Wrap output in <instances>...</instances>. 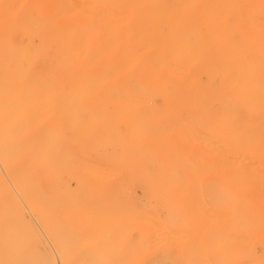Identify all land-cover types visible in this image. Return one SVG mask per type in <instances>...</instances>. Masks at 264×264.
Returning a JSON list of instances; mask_svg holds the SVG:
<instances>
[{"label":"bare ground","instance_id":"1","mask_svg":"<svg viewBox=\"0 0 264 264\" xmlns=\"http://www.w3.org/2000/svg\"><path fill=\"white\" fill-rule=\"evenodd\" d=\"M122 103L148 110L132 161L145 189L138 249L173 232L170 209H153L149 189L186 188L197 174L203 184L264 189V0H0V136L57 108L71 117L101 109L94 120ZM30 131L15 140L31 150ZM117 134L101 139L110 145ZM111 146L119 169L132 148ZM63 167L80 173V188L84 168Z\"/></svg>","mask_w":264,"mask_h":264},{"label":"rangeland","instance_id":"2","mask_svg":"<svg viewBox=\"0 0 264 264\" xmlns=\"http://www.w3.org/2000/svg\"><path fill=\"white\" fill-rule=\"evenodd\" d=\"M108 110L109 117L89 120L101 109L79 108L75 111L83 117H71L72 109L57 108L33 124L17 122L6 129L8 137L0 136V264H264V189L203 184L201 174L186 176V188L149 189L153 209H170L173 232L154 245L157 249H138L145 189L132 161L136 133L148 122H142L140 112L148 110L129 103ZM25 127L35 138L31 150L27 140H15L25 136ZM114 129L118 143L109 145L101 138ZM63 145L79 157L65 158ZM111 145L132 148L130 161L118 163L119 169L109 164ZM63 165L84 168L80 188L73 178L80 173L67 176L71 173Z\"/></svg>","mask_w":264,"mask_h":264}]
</instances>
